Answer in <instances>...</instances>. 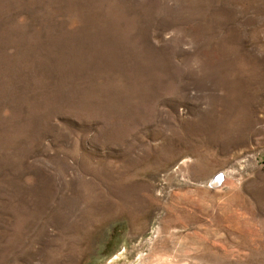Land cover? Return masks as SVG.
<instances>
[{"label":"rangeland","instance_id":"rangeland-1","mask_svg":"<svg viewBox=\"0 0 264 264\" xmlns=\"http://www.w3.org/2000/svg\"><path fill=\"white\" fill-rule=\"evenodd\" d=\"M142 257L264 264V0H0V264Z\"/></svg>","mask_w":264,"mask_h":264},{"label":"bare ground","instance_id":"bare-ground-1","mask_svg":"<svg viewBox=\"0 0 264 264\" xmlns=\"http://www.w3.org/2000/svg\"><path fill=\"white\" fill-rule=\"evenodd\" d=\"M223 178H224V175L218 174L215 177V179L213 180V184H215V185L220 184V181H221V179L223 180ZM224 181H225V179H224ZM131 264H156V263L155 262H152L151 260H146L144 257H142V258H140V262H138V263H131Z\"/></svg>","mask_w":264,"mask_h":264}]
</instances>
